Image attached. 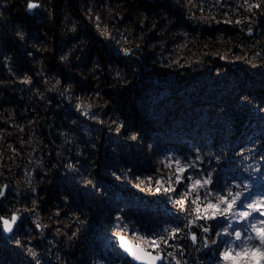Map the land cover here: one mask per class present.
<instances>
[{
    "label": "trees",
    "instance_id": "obj_1",
    "mask_svg": "<svg viewBox=\"0 0 264 264\" xmlns=\"http://www.w3.org/2000/svg\"><path fill=\"white\" fill-rule=\"evenodd\" d=\"M248 3L0 0V217L17 216L0 264H136L121 236L163 264H228L205 189L177 202L197 175L264 194V0Z\"/></svg>",
    "mask_w": 264,
    "mask_h": 264
},
{
    "label": "snow or ice",
    "instance_id": "obj_2",
    "mask_svg": "<svg viewBox=\"0 0 264 264\" xmlns=\"http://www.w3.org/2000/svg\"><path fill=\"white\" fill-rule=\"evenodd\" d=\"M246 10L251 11L254 7H261V4L255 5L248 3ZM241 5L240 7H244ZM38 5L34 2L28 4L29 9L36 8ZM240 23V21H236ZM132 139H136L133 136ZM200 159L199 156L196 157ZM177 165V172L184 174L189 169L195 168L194 162L182 164L179 159L175 160ZM191 181L190 188L182 194V198L178 201V204H183L189 195L195 193V199L192 201L196 204L201 199L200 189H205L203 196V214L199 215L200 219L204 220H223L227 226L223 227L217 236H225L227 240L225 243L229 246L224 249L220 254L222 259L228 264H264V194L255 195L248 185H236V190L233 191L231 188H225L220 191L213 192L207 189V185L213 183L211 174L207 177L188 176L186 177ZM182 179V175L176 176V182L179 183ZM160 189H157L159 191ZM167 191H174L172 188H168ZM0 195L3 192L0 191ZM199 209V205H198ZM4 225L5 231L12 230V224L17 220V216L13 215L10 220L0 217ZM239 225V227L234 226ZM208 227H204L205 233L209 232ZM173 236L180 231L179 229L170 230ZM193 240L197 237L193 235ZM140 239L145 240L146 243L155 246L156 241L149 238L141 237ZM159 239L164 240L163 237ZM122 246L125 247L135 259L143 260L147 259L148 264H155V261L162 260L163 257L160 255L153 256L151 253L144 251L139 246L129 247L124 243V238L121 236ZM166 242V241H165ZM216 243L215 240L211 241ZM179 264V262H178Z\"/></svg>",
    "mask_w": 264,
    "mask_h": 264
},
{
    "label": "water",
    "instance_id": "obj_3",
    "mask_svg": "<svg viewBox=\"0 0 264 264\" xmlns=\"http://www.w3.org/2000/svg\"><path fill=\"white\" fill-rule=\"evenodd\" d=\"M4 219H8V220H10L9 218H4ZM15 223H16V221H15ZM15 223L12 224V230H11V231H5V230H4V225H3V230H4V232H5L6 234H11V233L14 231V229H15ZM123 238H124V243L127 244L129 247L139 246V247L142 248L144 251H146V252H148V253H151L153 256H155V255H160V256H162L163 259H162V260H157V261H155V264H163L164 259H165L163 253H155V252H153V251H151V250H148V249L144 248L143 246H141V245H139V244L133 242V241H132L131 239H129L128 237H123ZM119 244H120L121 249H122V250H123V251H124L129 257H130V259L133 260L136 264H148V260H147V259L137 260V259H135V258H134V257L128 252V251H126L125 247L122 246L121 238L119 239Z\"/></svg>",
    "mask_w": 264,
    "mask_h": 264
}]
</instances>
